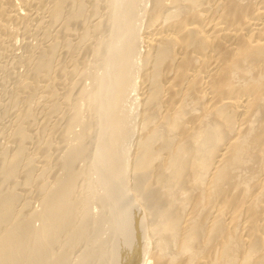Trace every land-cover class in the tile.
<instances>
[{
    "label": "bare ground",
    "instance_id": "bare-ground-1",
    "mask_svg": "<svg viewBox=\"0 0 264 264\" xmlns=\"http://www.w3.org/2000/svg\"><path fill=\"white\" fill-rule=\"evenodd\" d=\"M89 1L96 16L98 0ZM82 2L0 0L1 50L20 28L28 31L34 19L40 20L34 34L40 32L42 41L50 37L45 28L60 23V33L55 35L65 38L62 45L68 49L72 36L81 46L95 39V34L105 35L98 36L97 42L93 39L91 49L83 44L98 60L95 69L89 67L93 71L90 91L85 93L87 86L80 87L74 103L69 98L74 89L63 82L70 77L65 63H56V78L50 77L52 56L59 47L56 37L48 40L47 49L38 52L32 65L31 57L25 56L30 80L21 77L18 98L13 96L21 102L8 139L15 144L14 151L9 154L10 145L0 151V264H70L79 244L85 248L74 264H264V0H103L104 21L91 24L90 29L81 27L87 20L83 22L86 4ZM117 14L118 31L110 32L108 26ZM23 61H17L18 66ZM69 70L72 77L78 69ZM57 80L66 89L62 103L71 109L60 137L55 128L61 117L49 127L57 133L60 148L65 145L60 143L72 137V129L82 125L80 114L90 113L89 125L85 124L80 136L76 131L77 144L59 152L52 162L49 170H56L52 182L41 175L49 166L53 140H48L50 147L46 140L44 149L39 148L43 153L37 150L43 154L40 157L26 156L18 182L17 168L28 148L25 144L32 145V139L45 134L27 133L36 122L29 108L31 95L37 92L34 89L42 90L39 97H46H40V102L48 98L54 103L60 96L53 86ZM36 81L47 84L39 88ZM59 103L38 105L53 114L57 107L62 110ZM44 117L43 121L49 118ZM44 122L49 125L48 120ZM89 157L90 165L83 163L87 168L82 169V161L77 162L82 158L87 162ZM34 170L39 175L32 183L41 209L26 212L25 202L17 210L20 193L15 187H28ZM103 170L109 171L108 177L103 178ZM110 185L115 190L109 191ZM95 189L101 190L98 196ZM124 192L132 198L129 212L138 209L131 215L132 223L128 208H121ZM92 202L97 203L98 213L106 212L111 218L102 216L109 235L105 241L95 236V214L89 212ZM142 222L145 228L139 234Z\"/></svg>",
    "mask_w": 264,
    "mask_h": 264
},
{
    "label": "rangeland",
    "instance_id": "rangeland-1",
    "mask_svg": "<svg viewBox=\"0 0 264 264\" xmlns=\"http://www.w3.org/2000/svg\"><path fill=\"white\" fill-rule=\"evenodd\" d=\"M16 1V0H15ZM47 1V0H46ZM17 3H18V1H17ZM86 7H84V11H85V13H84V11H83V14L85 15V17L86 18H84L83 17V24H85V25H83V26H81V27H83V29H90V27H92V26H94L96 23H99V22H102L101 20L103 19V18H105V14H106V11H105V9H104V4H103V0H98V5L100 6L99 7V9L98 10H100V12L95 16V15H93L92 16V14L93 13H91V7H90V5H91V1H87V0H84V2H82ZM90 3V5H87V4H89ZM88 6V7H87ZM90 7V8H89ZM88 8V9H87ZM86 9V10H85ZM90 10V11H89ZM82 14V16H84ZM90 15V16H89ZM101 16V17H100ZM91 17V18H90ZM117 18H119V15L117 14L116 15V17L114 18V21H113V23L110 25V26H108L109 27V29H110V32L111 31H114L115 33H116V31H118V28H117ZM45 19H47V18H45ZM101 19V20H100ZM38 19H34V21L32 22V21H30L29 23H28V31H29V29H30V32H28L27 30H25V32H26V34H25V32L23 33V29H19L18 30V32H16L17 34L15 35L14 34V36H13V38H12V40H11V38L9 39V40H11V44H13V45H9V47H5L7 44H10V43H8L7 42V40H6V42L4 43V47H3V49L0 51V57H1V60H0V142L2 143V147L0 146V151L4 148H6L7 147V145H10V147H9V149H8V152H9V154H12V152L14 151V147H15V144H13L11 141H9V140H11V134H12V132L10 133V131H13V129H14V124L16 123V122H14L15 121V119H16V115H17V112L19 111V108H20V106H21V102H19V100H18V102L19 103H17V102H15L16 100H14V98L16 97V98H18V96H17V94H16V92H17V89L16 88H18V86H17V83H19L21 80H23L22 78H26V77H28L29 76V74L27 75V73H28V68L26 67V66H28V64L27 65H25L26 63H28V60L25 58V56L29 59V57H31L30 59L31 60H29V65H32V63L31 62H35L36 61V59H37V57H38V55L41 53V51L42 50H44V49H47V47H48V44H49V42H48V40L50 39L51 40V38L53 39V37L55 38L56 37V35H59L58 33H60L59 31H58V29H59V27H58V29H57V25L58 24H60V23H58L57 25H56V27L55 26H52V27H50V28H45V31H46V35H50V37L48 36H46V40L44 39V41H42L43 39H41L42 38V36L39 34V33H37V35L36 34H34V33H36V31H35V29H36V25H38L37 27H39V24L38 23H40V20H38ZM37 21V22H36ZM103 21H104V19H103ZM95 23V24H94ZM91 24H94V25H91ZM44 25H46V24H44ZM33 26V27H32ZM41 26V25H40ZM86 26V27H85ZM87 26L89 27V28H87ZM80 28V27H79ZM33 29V30H32ZM46 29H48V30H46ZM50 30V31H49ZM51 30H52V32H51ZM56 31H58L57 32V34L55 35V32ZM51 34H50V33ZM109 32V33H110ZM34 34V35H32V34ZM49 33V34H48ZM54 33V34H53ZM102 33H104V32H102ZM101 33V34H102ZM28 34V35H27ZM38 34H39V36H38ZM36 35V36H35ZM52 35H54V36H52ZM26 36V37H25ZM41 36V37H40ZM60 36H61V38L58 36V38H57V44H58V46L59 47H57L56 48V50L57 51H55V55L54 56H52V66H51V68H50V77L51 78H56V74H57V72H56V74H55V72H53V71H56L57 69V66L56 65H58V64H60V62H61V64H64L65 63V66H64V68L66 67V69H64L63 68V66H62V68L64 69V70H66V71H70V77H71V74H73V73H71V70H69L70 68L72 69H76V67H77V69L78 70H76V71H74V70H72V72L74 71V76L72 75V80L74 81V83H73V81L72 80H70V81H72V82H68L67 83V80L69 81V79H71L70 77H68L69 75H67V77L64 79V81L63 82H66V87L68 86V87H71L72 86V88L71 89H74V91L73 90H71L72 92V97L70 96V94H69V98H70V103H74L75 101H77V98H76V100L74 101V97H76V93L78 92V89H80V87H82L83 88V86H87L86 88H83V89H85V93H86V91L88 92V90L90 89V87H92V77L90 78V76L92 75V72L93 71H89V70H92L93 68L95 69V67H93V64H94V66L97 64V56L96 55H94V52H92V51H90V50H88V49H85L84 50V47L86 48V47H88L89 49H91L90 47H93V45H95V42H97L98 40H97V37L99 36H101V38H103L102 36H105V35H100V33L98 34V36H97V34H95V39H94V37L92 38H89L85 43H83V44H85L84 45V47H83V44L81 45V46H79L78 44H76L77 42H78V39H77V37H73L72 36V39H71V37H70V41H71V45L74 47V45L77 47V51H76V48H75V50L73 49V47L72 46H70L69 47V49L67 48V46L65 47V43H64V45H62L63 43V40L65 41V38L63 39V37H62V35L60 34ZM25 37V38H24ZM28 37V38H27ZM15 38V39H14ZM24 38V39H23ZM36 38V39H35ZM55 38V39H56ZM60 38V39H59ZM101 38H98V39H101ZM13 39L16 41H13ZM31 39V40H30ZM59 39V40H58ZM75 39V40H74ZM95 40V42H94V40ZM8 40V41H9ZM91 40H92V42H91ZM18 41V42H17ZM59 41H60V43H59ZM13 42V43H12ZM42 42V43H41ZM47 42V43H46ZM76 42V43H75ZM7 43V44H6ZM23 43V44H22ZM31 43V44H30ZM46 43V44H45ZM74 45H73V44ZM21 44V45H20ZM36 44V45H35ZM61 44V45H60ZM92 44V45H91ZM34 45V46H33ZM88 45V46H87ZM8 46V45H7ZM24 46V47H23ZM42 46V47H41ZM47 46V47H46ZM57 46V45H56ZM64 47V49H63V47ZM78 46H79V48H78ZM45 47V48H44ZM83 47V48H82ZM12 48V49H11ZM31 48V49H30ZM69 50H67V49ZM7 49V50H6ZM11 49V50H10ZM82 51H81V50ZM4 50V51H3ZM30 50V51H29ZM33 50V51H32ZM41 50V51H40ZM73 52H72V51ZM3 51V52H2ZM31 51H32V53H31ZM68 51V52H67ZM81 51V52H80ZM89 52V54H88V52ZM2 52V53H1ZM6 52V53H5ZM38 52H39V54H38ZM77 52V53H76ZM75 53V54H74ZM84 53V54H83ZM90 53L92 54V57H91V55H90ZM38 54V55H37ZM88 54V55H87ZM71 55V56H70ZM73 55V56H72ZM87 55V56H86ZM15 56V57H14ZM29 56V57H28ZM34 56V57H33ZM75 56V57H74ZM86 57V58H84V57ZM94 56V57H93ZM95 56H96V59H95ZM23 57L25 60L23 61L21 58ZM36 57V58H35ZM55 57V58H54ZM61 57V58H60ZM82 58V59H81ZM85 60H84V59ZM91 58V59H90ZM95 61H94V60ZM23 61L22 63H20V65L18 66V62L17 61H19V62H21V61ZM80 60H84V61H80ZM57 61V62H56ZM81 63H80V62ZM5 62V63H4ZM76 62V63H75ZM77 62H78V64H77ZM25 63V64H24ZM31 63V64H30ZM57 63V64H56ZM75 63V64H74ZM80 63V64H79ZM82 63H83V65H82ZM56 64V65H55ZM69 64V66H67ZM71 64V65H70ZM73 64H74V66L75 67H73ZM77 64V65H76ZM10 66V67H9ZM25 66V67H24ZM83 66V67H82ZM85 67H87V68H85ZM89 67H91V68H89ZM68 68V69H67ZM84 68V69H83ZM89 68V69H88ZM27 69V70H26ZM52 69V70H51ZM3 70V71H2ZM86 70V71H85ZM87 70H88V72H87ZM25 71L27 72V73H25ZM85 71V72H84ZM75 72H77V73H75ZM79 72V73H78ZM80 72H82V73H84V74H81ZM90 72V73H89ZM94 72H95V70H94ZM15 74V75H14ZM20 74V75H19ZM54 74V75H53ZM87 76H86V75ZM89 74H91V75H89ZM25 75H27V76H25ZM81 75V76H80ZM88 75H89V77H88ZM10 76V77H9ZM84 76H86V77H88L87 79H88V81H87V79H86V77H84ZM22 77V78H21ZM79 77H84L85 79H81V78H79ZM29 78H30V76H29ZM29 78H26L27 80H30ZM77 78V79H76ZM89 78H90V80H89ZM7 79V80H6ZM21 79V80H20ZM18 80H20L19 82H18ZM52 80V79H51ZM79 80V81H78ZM59 81V82H58ZM78 81V83H80L81 82V84H82V82H84L82 85L80 84V86H78L79 84H77V83H75V82H77ZM37 82V81H36ZM48 82L50 83V80H48ZM61 82V80H57V82L53 85L55 88H56V86H57V88H56V90H58V91H56L55 90V88H54V90H55V92L57 93V94H59L60 93V96L58 95V98L60 99V101H61V103H62V101H63V97L62 96H64V94L66 93L65 92V90H64V86L62 85V84H60V85H58L57 83H60ZM88 82H90V84L87 83ZM38 83V84H37ZM36 84H37V87H41L42 85H45V83L47 84V82H43V81H38ZM40 83H41V85H40ZM62 83V82H61ZM77 85L76 87H78L77 88V90H76V87H74L73 85ZM63 87H62V86ZM70 85V86H69ZM90 85V86H89ZM17 86V87H16ZM89 86V87H88ZM60 87H61V89L63 90H60ZM74 87V88H73ZM38 89V88H37ZM35 91H37L36 93L33 91V93H34V95L32 94L31 95V97L32 98H30L31 100V104L32 105H29L30 104V101H29V108H30V112L31 113H33V114H31L32 116H34L33 117V119L34 120H36V122H35V124L32 126V127H29L28 129H27V133L29 134V135H31V134H33V135H35L34 133H36L37 131H39V132H37V133H39V134H37L38 136L39 135H41L40 134V132L41 133H43L44 134V132H45V134H44V138H43V135H41V137L39 136V139H40V143H39V139L38 140H35V139H32V140H34L33 142H32V140H31V142H32V145H31V143H27L28 145H26L25 144V146L27 147L28 146V148H26V150H27V152L29 153V154H27V152H25V154L23 153V155H22V158H21V160L23 161V162H19V168H17V175H16V180L18 181V182H20L21 181V179H22V177H23V174H24V170L23 169H25L24 168V166H25V161H26V158L29 156H31L32 154L33 155H39L38 153H43L44 152V150L42 151V152H39V148H43L44 149V147H45V145L47 144V142H48V140H49V142L50 141H52V143H50V144H52L51 145V149L49 148V153L50 154H48V149H46V154H48L49 156H47V157H49V159H47V161H49V166H48V168L45 170L46 172H44V173H42L43 175H41L42 177H43V179L45 180H47V183L50 181V182H52L53 181V177H54V175H55V172L54 171H56V170H54V169H50L49 170V167H53V164L54 163H52V162H54V160H55V158H56V156H58V153L59 152H61V151H67V149L69 150V149H71L72 147H74L76 144H77V138H78V133H79V136L81 135V132L84 130V128L83 127H86L85 126V124H87L88 123V120L90 119V118H88V115H89V117H90V113L88 114H86L85 115V113L86 112H84V109H82V107H81V110L84 112V115H83V113L82 114H80L81 116V119L80 120H82V121H80V122H82L81 124L83 125H80V126H76V127H74V129H72L73 130V134H72V130H71V133H70V135L72 134V137L71 136H69V134H68V136H66V137H68V140L69 141H67L66 139H65V141L67 142H62V143H60V145L61 144H64L65 143V145H61V148H60V146H59V142L57 141L59 138H58V136L60 137V134H61V128L63 127V126H65V125H63V124H65V122H66V120L68 119V116H69V114H71V109H70V107L68 106V104H65L64 105V103H59V106H61V111H58L57 110V108H55L56 106H58V105H56V102L58 101V102H60L59 101V99L57 98V94L55 93V96L54 97H56L57 98V100L56 99H54L55 100V102H54V100H53V102L55 103H52V100H51V102L49 103V99L48 98H46L44 101L42 100L41 102H40V100L39 99H41V98H45L46 96H45V94L40 98L39 97V94L40 95H42L43 93L38 89V90H36V89H34ZM76 90V91H75ZM15 91V92H14ZM90 91V90H89ZM39 92V93H38ZM41 92V93H40ZM11 93V94H10ZM15 94H16V96H15ZM36 94V95H35ZM63 94V95H62ZM13 96H15L14 98H13ZM33 96H35L34 98H33ZM39 98H38V97ZM45 96V97H44ZM11 97V98H10ZM62 97V98H61ZM36 98V99H35ZM33 99H34V101H33ZM48 99V100H47ZM47 100V101H46ZM39 101V102H38ZM46 101V102H45ZM74 101V102H73ZM17 105H14V103ZM38 102V103H37ZM45 102V103H44ZM79 102V104H80V102H81V104H82V101H78ZM49 105H48V104ZM41 106V104L42 105H46L47 107H49L50 105L51 106H54V105H56L54 108V110H55V112L54 113H56V114H54L53 112V114H51V112H50V114L47 112V114L48 115H51V116H48L45 112L47 111V108L44 110L43 108H41V109H39V105ZM54 104V105H53ZM68 106V108H69V110H68V108H66L65 106ZM15 106H16V109H15ZM38 106V107H37ZM63 106V107H62ZM72 106H73V104H72ZM60 108V107H59ZM64 108H66V109H64ZM36 110V111H35ZM40 110H41V112L44 110V112H42V114L40 113ZM66 110H68L67 112H66ZM81 110H80V112H81ZM16 111V112H15ZM39 111V112H38ZM57 111V112H56ZM15 112V113H14ZM63 112L64 113H66L65 114V116H64V114H63ZM37 113V114H36ZM44 115H46V117H49L47 120L49 121V125H48V123H47V120H44V121H46V123H47V126H46V124H45V122L43 121V119L45 118L44 117ZM53 115V116H52ZM67 115V116H66ZM55 116V117H54ZM59 116V117H58ZM62 116H64V117H62ZM85 118H88V119H85ZM12 117V118H11ZM37 117V118H36ZM40 117V118H39ZM52 117V118H51ZM63 119V120H61V118ZM82 117L85 119H82ZM51 118V119H50ZM57 118H60V119H57ZM46 119V118H45ZM57 119V120H56ZM4 120V121H3ZM33 120V121H34ZM38 120V121H37ZM51 120V121H50ZM61 120V121H60ZM56 121V123H59V122H57V121H60L61 123H59V124H57V126H56V128H55V131L58 133L59 132V135L57 136V133L54 131V129H53V131H54V133H53V131H52V129L51 128H49V127H52V125H53V127L55 126L54 124V122ZM86 121V122H85ZM42 122H44V123H42ZM83 122H84V124H83ZM51 123V124H50ZM54 123V124H53ZM4 124V125H3ZM10 124V125H9ZM43 124H45V128H47V129H45L44 128V125ZM43 126V128H41L42 126ZM51 125V126H50ZM87 125H89V123L87 124ZM4 127V128H3ZM6 127H8V128H6ZM28 127V126H27ZM26 127V128H27ZM52 127V128H53ZM80 127H81V129H80ZM32 128V129H31ZM79 129V131H78V129ZM30 129V130H29ZM42 129H44V130H47V131H44L43 130V132L42 131H40V130H42ZM33 130V131H32ZM51 132H50V131ZM59 130V131H58ZM64 130V128H62V131ZM81 130V131H80ZM30 131V132H29ZM76 131L78 132L77 134H76ZM31 133V134H30ZM49 133H50V135H49ZM3 134V135H2ZM10 134V135H9ZM56 134V135H55ZM76 134V135H75ZM1 135H2V138H1ZM8 135H9V137H8ZM52 135H54V136H52ZM52 138H51V137ZM56 136H57V138H56ZM75 137V139H74V137ZM77 136V137H76ZM8 137V138H7ZM53 137H54V139H55V141H54V139H53ZM70 137L72 138L71 140H70ZM42 138V139H41ZM47 138V139H46ZM9 139V140H8ZM43 139H44V141H43ZM51 139V140H50ZM46 140H47V142H46ZM9 141V142H8ZM35 141H38V142H35ZM43 141V142H42ZM73 141V142H72ZM42 142V143H41ZM49 142H48V144H47V148L48 147H50L49 145ZM57 142V143H56ZM72 144H70V143ZM93 141H89V143H91V144H93V146H94V143L95 142H93ZM0 143V144H1ZM13 145H12V144ZM39 143V145L40 144H42V145H38L37 146V144ZM46 143V144H45ZM54 143V144H53ZM89 143H87V144H89ZM36 144V145H35ZM45 144V145H44ZM56 144L58 145L57 146V148H60L59 149V151H58V149H57V151L55 150L56 149ZM70 144V145H69ZM31 145V146H30ZM6 146V147H5ZM31 148H30V147ZM71 148H70V147ZM89 146H90V144H89ZM88 146V147H89ZM93 146H91V148L93 147ZM7 147V148H8ZM34 147V148H33ZM38 147V148H37ZM65 147H66V149H65ZM69 147V148H68ZM2 148V149H1ZM36 148V149H35ZM91 148H88L87 149V151L89 152V150H92ZM10 149H12V150H10ZM32 149V150H31ZM53 149V150H52ZM6 150V149H5ZM37 150H38V153H37ZM41 150V149H40ZM55 150V151H54ZM33 151H34V153H33ZM55 152H57V153H55ZM63 152V153H64ZM87 153V152H86ZM85 153V154H86ZM91 153L92 152H89V154H90V157H92L91 156ZM55 154H57V155H55ZM41 155H43V154H40L38 157H40ZM88 155V154H87ZM27 156V157H26ZM85 156V155H84ZM89 156V155H88ZM88 156H85L86 158L88 157ZM24 157H25V159H24ZM28 157V158H29ZM85 157H83V158H85ZM89 157V158H90ZM83 158L82 159H80L77 163H79L80 161H82V163L81 164H83V163H85V165H87V167L90 165V162H91V158L89 159V161H87V162H84V161H86L85 159L83 160ZM24 159V160H23ZM88 160V159H87ZM50 162L52 163V164H50ZM23 164V165H22ZM81 164L79 163V165H80V167H82V169H83V167H84V169L85 168H87V167H85V165L83 164L82 166H81ZM33 165H35V164H33ZM78 165V166H79ZM17 166V167H18ZM77 166V167H78ZM23 168V169H22ZM80 169V168H79ZM81 170V169H80ZM33 172H35V175H34V173ZM31 174L33 175H31L30 174V181L31 182H29L28 184L30 185H28V187H29V189H28V187H21L20 186V188H18L19 187V185L17 186V188L18 189H16V187H15V190H16V192H18V193H20L19 195V198L20 199H18V202H17V205L18 206H16V208H17V210H20V208L23 206V204L25 203L26 205H28V209H26L25 211L26 212H30L29 210H31V211H34L33 209H35V211L34 212H39L40 211V209L41 208H38V207H40V203L38 202V197H37V194H35V192L37 193L38 191H36V182H35V180H38L37 179V177H36V175L38 174V172H36L35 170L33 171ZM37 173V174H36ZM53 173H54V175H53ZM108 173H109V171H105V170H103L102 171V175H103V178H105V177H108ZM48 174V175H47ZM21 175V176H20ZM39 175V174H38ZM52 175H53V177H52ZM32 176V177H31ZM49 177H51V178H49ZM36 178V179H35ZM98 178V177H97ZM102 178V179H103ZM52 179V180H51ZM102 179H100V181H102ZM49 180V181H48ZM32 181H34L33 183H32ZM12 184H15V182L13 183L12 182ZM35 184V185H34ZM9 185V184H8ZM11 185V184H10ZM10 185H9V187H10ZM32 186V187H31ZM35 186V187H34ZM14 187V186H13ZM32 189H31V188ZM126 188V187H125ZM20 189V190H19ZM22 189H23V191H22ZM25 189V190H24ZM30 189H31V193H30ZM35 191H34V190ZM109 191H113V190H115V186L114 185H110L108 188H107ZM28 190H29V192H28ZM33 190V191H32ZM127 190V188L125 189V191ZM100 191L101 190H99V189H95L94 190V193H95V195L96 196H98L99 194H100ZM26 192H28V194H26ZM125 193V195L127 194L126 192H124ZM124 195V197H125V199H123V200H121V201H123L122 202V210H123V208H128V206H130V204L132 203V198H130V194H127L126 196H128V197H126ZM29 196V197H28ZM28 197V198H27ZM22 199V200H21ZM25 199H26V201H25ZM28 199V200H27ZM20 200V201H19ZM32 202H31V201ZM28 201V202H27ZM37 201V202H36ZM124 201H126V202H124ZM129 201V202H128ZM131 201V202H130ZM34 202H36V203H34ZM39 203V204H38ZM93 203V205H91V209L92 210H90L89 212L92 214V211H93V213L95 214V215H93L92 214V217H93V221L95 222V220H96V224L94 223V222H92L93 224H95L94 225V227H93V229H95V231H96V234H95V236L97 237L98 235H100L99 237H100V240L101 241H105V240H102V239H107L108 237H106V236H109L108 235V231H106L105 232V227H106V224L104 223V221L103 220H105V218L104 217H108L109 215H106L107 213L106 212H104V213H106V214H104V213H102V212H97L98 211V206H96L97 205V203H95V202H92ZM24 204V205H25ZM125 205V206H124ZM34 208H33V207ZM90 207V206H89ZM23 208V207H22ZM131 209H133V208H130V212H129V208H128V215H127V217H129L128 219H130L129 221H130V223H132V221H135V219H132L131 218V215L132 214H135L136 215V212H137V210L134 208V210H131ZM28 210V211H27ZM97 210V211H96ZM121 210V209H120ZM94 211H96V213L94 212ZM134 213H133V212ZM88 212V211H87ZM98 216H97V215ZM99 214H100V216H99ZM106 215V216H105ZM97 216V217H96ZM102 216H104V217H102ZM132 216H134V215H132ZM95 217V218H94ZM111 217V216H110ZM115 217V216H114ZM104 218V219H103ZM109 218V217H108ZM107 218V219H108ZM101 219V220H100ZM110 220H111V218H109ZM100 222H99V221ZM132 220V221H131ZM97 221H98V223H97ZM99 223H100V225H99ZM103 223H104V225H105V227H104V225H103ZM102 224V225H101ZM99 227L98 228V230H96L97 229V227ZM100 226L102 227V228H100ZM103 227H104V229H103ZM143 228H145V223H143L142 222V226H140V228H138L139 229V231H138V229H137V231L136 232H139V234H142L143 233ZM104 230V232H102V230ZM101 230V231H100ZM98 231V232H97ZM100 232V234H98ZM136 232H135V235H136ZM95 233V232H94ZM93 233V234H94ZM103 233L105 234V235H103ZM102 234V235H101ZM90 236V235H89ZM92 236V235H91ZM91 236L88 238L89 239V241H91L92 239H91ZM102 237V238H101ZM104 237V238H103ZM106 237V238H105ZM93 238V237H92ZM98 238V237H97ZM99 239V238H98ZM80 245L81 244H79V246L77 245V247L78 248H80V249H78V252H77V250L76 249H74L75 251H73L72 253H71V255H72V257L73 258H71V255H70V258L72 259V261H71V259H70V261L73 263L74 262V260L77 262V260L79 259V254L81 253L80 251H83V249L85 248V245H82L81 247H80ZM84 247V248H83ZM150 248V247H149ZM78 255V256H77ZM77 257H78V259H77ZM79 261V260H78ZM70 262V264H72ZM76 262H74V263H76ZM73 263V264H74Z\"/></svg>",
    "mask_w": 264,
    "mask_h": 264
}]
</instances>
